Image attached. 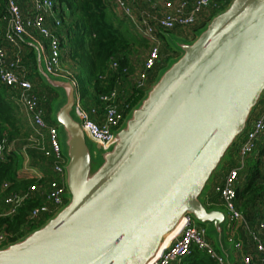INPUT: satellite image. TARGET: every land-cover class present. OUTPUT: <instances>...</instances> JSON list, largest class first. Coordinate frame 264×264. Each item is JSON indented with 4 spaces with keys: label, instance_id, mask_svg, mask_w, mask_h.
Masks as SVG:
<instances>
[{
    "label": "water",
    "instance_id": "1",
    "mask_svg": "<svg viewBox=\"0 0 264 264\" xmlns=\"http://www.w3.org/2000/svg\"><path fill=\"white\" fill-rule=\"evenodd\" d=\"M28 46L41 80L63 93L53 119L67 152L68 202L0 248V264H151L187 216L222 234L226 214L201 198L264 98V0H231L194 40L179 42L181 55L157 73L108 147L94 143L102 151L95 168L75 84L47 72L39 47ZM218 249L231 264V246Z\"/></svg>",
    "mask_w": 264,
    "mask_h": 264
},
{
    "label": "built area",
    "instance_id": "2",
    "mask_svg": "<svg viewBox=\"0 0 264 264\" xmlns=\"http://www.w3.org/2000/svg\"><path fill=\"white\" fill-rule=\"evenodd\" d=\"M7 13L0 19V84L18 90V102L21 103L32 117L37 139L31 140V145L40 150L46 157L54 160L53 171L58 180L49 183L46 188V203L35 207L29 214L31 223L42 218H50L62 209L68 202V192L65 186L66 158L57 125H51L45 118L41 98L35 91V85L30 79L31 71L23 59V51L29 43L37 45L43 56L47 72L63 77L61 62L60 38L55 32L61 23L54 0H24L25 12L18 0H4ZM147 6L140 7L139 2ZM231 0H114L117 12L125 18L134 32L145 38L150 45L143 69L138 73L136 87L140 90L149 89L150 73L156 70L161 60V35L175 29L188 30L205 22L212 12H220L228 6ZM5 24V26H4ZM49 24H53L50 27ZM32 31L35 35H33ZM36 35L44 41H40ZM46 42V43H44ZM30 47V46H29ZM32 48V47H31ZM35 52V49L32 48ZM12 53L13 56H10ZM116 62L111 63L113 70L118 69ZM128 73V68H124ZM73 81V80H71ZM77 88V84L73 81ZM117 92L104 94L101 101L105 104L101 122L91 119L90 114L82 109L77 96L76 114L81 119L83 128L93 143L106 149L114 138V133L122 126L126 115L116 105ZM128 109V106H125ZM91 114H97L93 109ZM48 137L50 148L45 147ZM264 134V108L258 116L252 115L245 134L241 137L238 153V166L231 169L224 177L222 184L214 187L220 205L227 216V242L232 247L231 264H264V207L260 215L251 225L247 217L237 207V182L240 172L245 168L246 160L256 149V142ZM7 151L14 149L16 142L4 139ZM25 155L24 173L28 179L42 180L41 171L30 166V160ZM264 185V173L260 180ZM9 184L4 183L3 191ZM36 191V186L24 193L9 194L5 200L6 215H16ZM237 233L248 237V243ZM8 236L0 233V248L10 244ZM249 243L251 244L249 246ZM194 249L206 253L217 264H228L226 257L217 250L208 239L206 229L194 222L191 216L184 219L181 230L170 240L161 253L151 264H177L189 256Z\"/></svg>",
    "mask_w": 264,
    "mask_h": 264
},
{
    "label": "trees",
    "instance_id": "3",
    "mask_svg": "<svg viewBox=\"0 0 264 264\" xmlns=\"http://www.w3.org/2000/svg\"><path fill=\"white\" fill-rule=\"evenodd\" d=\"M54 1L61 23L58 28H55V32L60 38L61 62L62 65L68 62L70 66V69L67 70L68 75L64 76L76 82L77 96L82 109L90 114L91 119L100 123L105 110V104L101 101V97L116 91V105L127 116L145 96L146 90L138 89L136 81L131 89L126 86H128V78L134 73V57L149 46L147 40L135 33L129 22L117 12L114 0ZM0 3L1 19L5 14L6 3L4 0H0ZM224 8L226 7H223L222 10ZM217 13L212 12L211 17L205 22L194 27L195 34L204 29L207 22ZM177 30L180 29L171 32ZM161 39L169 48L163 34ZM25 49L30 51L27 58H24V63L32 70L30 79L32 82L34 80L42 82L38 74L34 50L29 46H25ZM112 62L118 64L117 70L111 68ZM124 68H128V73L123 72ZM156 76L157 74L152 75V83ZM45 87L51 92L53 91L52 88ZM35 91L41 98L47 122L56 125L53 119L55 101L51 97L45 96L46 94L39 91L36 86ZM17 92L16 89L0 84V233L6 234L11 243L21 240L47 223L49 218L45 217L36 223H31L29 214L35 207L46 203V188L50 182L59 179L53 171V158L46 157L40 150L31 146L33 138L29 139L26 134H23L24 129L17 106ZM126 105L128 109L125 108ZM93 109L97 110V114H91ZM4 139L16 142L14 149L10 152L7 151ZM240 140L241 137L228 151L220 170H224L228 154L239 144ZM24 153L30 160V166L42 172L44 175L42 180L28 179L25 176L23 171ZM237 166L238 162L231 163L228 170L235 169ZM261 178L262 172L258 163H255L245 176L244 184L237 188V207L247 217L251 225H254L255 219L264 207V185L260 184ZM4 183L9 184L6 191L2 189ZM33 186H36V191L32 193L31 198L26 201L20 211L16 215H6L5 198L12 193H24ZM215 202H219L218 196L212 200V203ZM212 209L219 208L213 206ZM246 238L249 241L248 237ZM217 250L219 251L218 247ZM177 264L217 263L206 253L194 249L189 256Z\"/></svg>",
    "mask_w": 264,
    "mask_h": 264
},
{
    "label": "rangeland",
    "instance_id": "4",
    "mask_svg": "<svg viewBox=\"0 0 264 264\" xmlns=\"http://www.w3.org/2000/svg\"><path fill=\"white\" fill-rule=\"evenodd\" d=\"M138 4L140 5L141 8H143V6H145V7L147 6L146 4L142 3L141 1ZM6 13H7V11L5 9V14ZM4 26H5V24H4ZM194 29L195 28H190V29L184 30V31L177 30V31H174V32H170L171 38L168 41L166 40L169 48L166 47L165 42H163V45L161 47L162 58H161L159 64H157L158 68L156 67V70L158 72L161 69L167 67L170 59L178 58L181 55V53L178 52L179 49H178V46H177L179 42H183L185 40H188V41L191 42L192 39L194 40V38H195V31H194ZM149 49H150V45L147 48H145L141 53H139L138 55H135L134 60H133V65H134V68H135L134 69V73L128 78V83H127L128 86H126V88L131 89V87L134 86L135 81L137 80V77H138V73L144 67V61H145V59H146V57L148 55ZM69 69H70V66H69V63L68 62L65 63V64H63V77H65L64 75H66V76L68 75L67 74V70H69ZM31 73H32V70H31ZM32 75L35 76V74H32ZM34 82L36 84L41 83L40 81H35V80H34ZM43 84L45 86H47L44 82H43ZM52 93L54 94V96H52V99L54 98L53 100L55 101L54 104H53V106H55V104L60 100V97H61L60 94H63V93L59 89L58 90H53ZM45 96H47V95H45ZM62 138H63V135L60 136V139H62ZM87 141H88L89 146L91 147V152H92V155H93V167L95 168L100 163V161H101L98 158L102 154V151L94 143H92L88 138H87ZM63 150H64V153L66 154L67 153L66 152V148H64ZM247 165L248 166H253L254 164H252V161L251 160L250 161L248 160L247 161ZM223 171L224 172H222V170L219 169L218 171H216L214 173L213 177L211 178V180H210V182L208 184L207 190L209 189V186L213 182L214 176H215V179L218 180V181H220V178H222V177L225 176L226 170H223ZM263 173L264 172H262V174ZM205 192H204V194H205ZM204 194H203V196H202L201 199L203 200V203L206 205V207L209 210H211V208L208 207L207 204H206V202H205V195ZM219 210H221L222 212L225 213L224 208H219ZM193 219H194V222L196 224L201 225V226H203L206 229L208 239L216 246V248L219 246L220 242L223 243V244H225V245H227V246H230L228 244V242H227V223H223L222 224L223 232H222V234H220V232L216 230L215 225L213 223H210V222L200 223L194 217H193ZM240 237L242 239H244L245 242L248 243L247 238H246V236L244 234H241ZM250 245L251 244L249 243V246ZM232 251H233V249L231 250V254H232Z\"/></svg>",
    "mask_w": 264,
    "mask_h": 264
},
{
    "label": "crops",
    "instance_id": "5",
    "mask_svg": "<svg viewBox=\"0 0 264 264\" xmlns=\"http://www.w3.org/2000/svg\"><path fill=\"white\" fill-rule=\"evenodd\" d=\"M18 1L21 4L22 9L26 12L27 11V9H26V7H27L26 6V2L24 0H18ZM209 17H211V16L209 15ZM49 25H50V27L53 26V24H49ZM30 32L33 35H35L32 31H30ZM36 37L40 41H44L40 36L36 35ZM44 43H46V42H44ZM22 51H23V59L24 58H27V56L30 53V51L29 50H26V49H22ZM10 54H11L10 56H13L12 53H10ZM31 59H29V60H31ZM26 66H27V68H29V66L27 64H26ZM157 68H158V66H157ZM157 73H158L157 70H155L154 73H151L150 80H149L150 85L152 84V81H151L152 75L157 74ZM30 75H29V77H30ZM34 85L36 86L37 89H39V91H43L44 94H46L47 96H49V97L51 96V98H52V96H54V94L45 87V85L43 84V82L38 83V84H36L34 82ZM17 106H18V109H19V114H20V117H21V120H22L23 129H24L23 134H26V136L29 139H30V137L33 138V139H37V135H36V133L34 131L35 130V127H34V124H33L31 115L28 113V111L25 109V107L21 103L18 102ZM263 108H264V98L262 99V101L260 102V104L257 107L256 111L254 112V114H253L254 117L258 116V113L261 112L263 110ZM45 136H46V134H45ZM240 144H241V140H240L239 144L235 148H233L232 151L228 154L227 164H226V166H224V170H226L225 176L227 175V173L229 171L228 168L230 167L231 163H235L236 164V162H238V153H239ZM45 147L47 149L50 148V145L48 143V137L47 136L45 138ZM25 160H26V158H25ZM248 160L249 161L251 160L252 161V164L258 163L259 169L261 170V172H264V134L256 142L255 152L251 156H249L247 158V161ZM247 161H246L245 168L243 170H241V172H240V177H239V180L237 182V188L238 187H241L244 184V182H245V180H244L245 179V176L249 173V169L252 167V166H248L247 165ZM24 163H25V161H24ZM222 172H224V171L222 170ZM224 177L220 178V181H218V180L215 179V176H214L213 182L211 183V185L209 186V189L206 190V192L204 194L205 195V202H206L207 206L210 207V208H212L213 206L218 207V208H220V207L222 208V205H220V201L217 202V203L216 202L215 203H212V200H214V198H217V195L214 193V187L216 185L222 184V182L224 180ZM240 235H241V233L240 234L237 233V237L238 238L240 237Z\"/></svg>",
    "mask_w": 264,
    "mask_h": 264
},
{
    "label": "bare ground",
    "instance_id": "6",
    "mask_svg": "<svg viewBox=\"0 0 264 264\" xmlns=\"http://www.w3.org/2000/svg\"><path fill=\"white\" fill-rule=\"evenodd\" d=\"M183 225H184V221L183 222H180L178 224V226L176 227V229L173 232H171V234H169L167 236L168 239H167V241L165 243V246L168 245V243L170 242V240L181 230V228L183 227Z\"/></svg>",
    "mask_w": 264,
    "mask_h": 264
}]
</instances>
